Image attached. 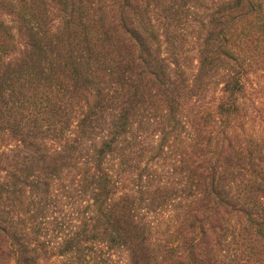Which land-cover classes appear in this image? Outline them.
I'll return each mask as SVG.
<instances>
[{
	"label": "trees",
	"instance_id": "trees-1",
	"mask_svg": "<svg viewBox=\"0 0 264 264\" xmlns=\"http://www.w3.org/2000/svg\"><path fill=\"white\" fill-rule=\"evenodd\" d=\"M0 264H264V0H0Z\"/></svg>",
	"mask_w": 264,
	"mask_h": 264
}]
</instances>
